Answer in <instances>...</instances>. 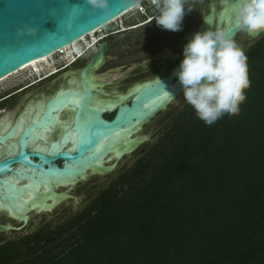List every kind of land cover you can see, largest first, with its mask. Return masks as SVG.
Returning <instances> with one entry per match:
<instances>
[{
  "label": "trees",
  "instance_id": "trees-1",
  "mask_svg": "<svg viewBox=\"0 0 264 264\" xmlns=\"http://www.w3.org/2000/svg\"><path fill=\"white\" fill-rule=\"evenodd\" d=\"M245 54L239 114L209 126L185 103L84 209L0 244V264H264V35Z\"/></svg>",
  "mask_w": 264,
  "mask_h": 264
},
{
  "label": "water",
  "instance_id": "water-1",
  "mask_svg": "<svg viewBox=\"0 0 264 264\" xmlns=\"http://www.w3.org/2000/svg\"><path fill=\"white\" fill-rule=\"evenodd\" d=\"M146 1L108 0L109 8L104 11L93 9L84 0H0V80L63 50ZM240 3L241 0H210L202 24L186 38L184 47L195 33L209 27L233 29ZM238 33L233 29V38ZM262 35L249 37L242 48ZM243 38L244 34H240L235 40L239 43ZM106 51L107 42L100 43L90 62L83 68L82 65L71 69L54 89L47 91L49 80L19 97L0 115V222H4L0 223V235L10 238L22 233L41 213L49 214L50 217L34 225L39 228L58 214L66 201L75 203L53 224L74 214L115 175L125 170L132 159L149 148L158 136L150 139L151 134L179 109L168 105L183 93L174 75L181 62L169 76L113 94L107 89L109 82L104 83L95 74L105 61ZM117 70L124 69L113 72ZM169 92L175 97L170 98ZM33 93L40 96L34 99ZM61 93L83 96L82 105L65 106L56 113L60 124L46 137L42 136L27 148H19L18 138H13L11 132L24 122L30 124L33 119H43L54 98H63ZM108 114L114 117L109 119ZM144 143L147 144L142 150L134 156L129 155ZM122 160L125 164L117 169ZM103 174L107 176L99 189L84 197L83 191ZM91 175L96 177L89 179ZM83 181L86 182L76 186ZM68 185L66 191L58 190V186L67 188Z\"/></svg>",
  "mask_w": 264,
  "mask_h": 264
},
{
  "label": "clouds",
  "instance_id": "clouds-1",
  "mask_svg": "<svg viewBox=\"0 0 264 264\" xmlns=\"http://www.w3.org/2000/svg\"><path fill=\"white\" fill-rule=\"evenodd\" d=\"M149 1L155 13L148 19H154L158 27L171 32L182 31L186 15L196 11V0ZM84 3L93 9L107 11L109 8L108 0H84ZM144 15L148 16L147 13ZM205 22L209 24L206 19ZM233 29L248 37L264 34V0H241ZM233 29L209 27L206 31L195 33L183 49L184 58L179 70L174 72L182 87L184 100L209 126L239 114L241 105L247 99L246 90L251 87L248 56L233 38ZM96 38L98 42L99 38ZM84 53L81 49L70 64H61L62 68L70 67ZM51 74L49 71L41 78H48ZM169 96L175 97L172 92Z\"/></svg>",
  "mask_w": 264,
  "mask_h": 264
},
{
  "label": "rangeland",
  "instance_id": "rangeland-1",
  "mask_svg": "<svg viewBox=\"0 0 264 264\" xmlns=\"http://www.w3.org/2000/svg\"><path fill=\"white\" fill-rule=\"evenodd\" d=\"M194 7H195V9H197L195 4H194ZM145 13H147L148 16L145 17V15H144ZM152 13L154 14L155 10L152 8L151 2L150 1H146V2H144L142 4H140L138 7L134 8L132 11H130V12L126 13L125 15H123L121 18H118L115 22H112L111 24L105 26V28H103L102 31L97 32L95 35L90 36L89 38L87 37V40L85 41L86 43H84V42L80 43L79 42L78 45H75V46L81 48L85 44L86 45L89 44V41H92L96 37L99 38L100 36H104L106 34H109L111 36L113 33H111L110 31L113 30V29L119 28L120 33H122L123 31H126V32L122 33V34H117V36H114V40L116 41V43H114V44H116V46L110 52L109 56L107 57V64L106 65H108V64H110V65H114V64L119 65V64L130 63L131 64V68H132L135 65H138L139 63H143L144 59L147 58L146 50L142 49L144 47H142L139 50L138 47H140V46L132 45V42H135V40H138L141 43H145V41H147V38H149L150 35L151 36H156L158 38L160 37L159 40L156 41L157 42L156 43V48L158 47L157 51L163 52L166 49H168L169 47H171L174 44V42L178 41L179 38L181 37V35L184 36L187 33V31L191 27L192 23L196 20L197 15H198L197 10L188 13L186 15V17H185L184 22H183V30L180 31V32H171V31L163 30V29H161L160 27H158L156 25L155 20H152V22L146 24V26H142V28L137 30V31L129 32L128 29L123 30L124 29L123 28V25H124L123 23L130 24V23H135V22H143L144 19H146V21H148V17L150 15H153ZM145 22H143V23H145ZM163 33L167 37L163 38L162 37ZM238 37L239 36H237L236 38H238ZM129 46H130V48H129ZM156 48H153L152 50H149V51H154V50H156ZM70 51L72 53L73 50H70ZM149 51H147V52H149ZM69 56L70 55H68V52H66V54L56 53L55 55H53V57H51L47 62L44 63L43 67H42L41 64H38L37 66L33 67L34 69L38 68V71H39L40 68H42V71H39V75L36 74L35 71H33L32 68H28L26 70H23V71H20L19 73L14 74L13 76L12 75L9 76L8 79H6L5 81L1 82L0 83V98L3 99L4 106H2V109L0 111V115L5 113L7 111V109L10 107V105L12 103H14L19 97L24 95L26 92L31 91V90L39 87L40 85L48 82L50 79L42 81L41 83H37V84L34 83L35 79L37 77H40L41 73L45 74L48 71L53 70L55 67L63 64L64 62H68V59L70 58ZM87 60H88V58H84V60L81 63L77 64L76 66L72 65L73 67L71 66V69H76V68L84 65ZM132 64H135V65L132 66ZM104 69L105 68L103 67L102 69L98 70L96 73H98L99 75H103V74L107 73L108 71H106L105 73H101ZM115 69H118V68H115ZM124 75H125L124 71L113 72L110 76H108L106 78V82H104V83L112 82L114 80H118L121 77H123ZM32 83H34V85ZM0 101H2V100H0ZM172 115L169 117L170 120L169 119L165 120L151 134V138L150 139L155 138L157 135L160 136L164 132H166L167 130L171 129V126L173 125V123L175 122V119H176L175 116L172 117ZM171 122H172V124L166 129V127ZM161 132H163V133L160 134ZM157 137H156V139H157ZM155 140L151 141L150 146L152 145V143ZM146 144L147 143L142 144L141 146H139V148L137 150H135L133 153H131L129 155L130 156H134L137 152L142 150V148ZM146 151H147V149L145 151H143L137 158H139L142 155H144V153ZM137 158L132 159L130 161L129 165L126 167V169L121 171V172H119L112 179H115L119 174L128 171L134 165V162L137 160ZM123 164H125V160L121 161V164L118 166L117 169H120L123 166ZM106 176H107V174H103L102 177L99 178V180H97L93 184H90V186L85 191H83L84 197H87L92 190L99 189V184L105 179ZM95 177H96V175H91L89 177V179H94ZM86 181L80 182L76 186H80V185L84 184ZM109 182H108V184H109ZM108 184L105 187H107ZM104 188H102V189H104ZM67 189H68V187L67 188H60V191L64 192ZM102 189L99 190V193H100V191ZM99 193L95 197H93L87 204H85L80 209H78L75 213H77V212L81 211L82 209H84V207L87 206L90 202H92L99 195ZM74 203H75L74 201L71 202V203H70V201H66L65 202L66 206L63 209H61L58 214H55L53 218H51L50 220H48L45 223H43L38 229H40V228L51 229L53 226L55 228V226L58 223L55 224V225L53 223L56 222L62 216L63 213H68L69 209L73 206ZM46 216L50 217V215L47 214V213H41L39 215V218L36 221L32 220L29 223V225H28V227H27V229L25 231H23L22 233H17L15 235H13L12 237H10L9 240L19 239V238H22L24 236L29 235L31 233L30 230L32 229V227L35 224H39L40 221L42 220V218H44ZM0 223H4V222H0Z\"/></svg>",
  "mask_w": 264,
  "mask_h": 264
},
{
  "label": "flooded vegetation",
  "instance_id": "flooded-vegetation-1",
  "mask_svg": "<svg viewBox=\"0 0 264 264\" xmlns=\"http://www.w3.org/2000/svg\"><path fill=\"white\" fill-rule=\"evenodd\" d=\"M209 5H210V0H196L195 6H196V8H197L196 10L198 12L196 20L192 23L191 27L189 28V30H188V32L186 33L185 36L181 35V37L179 38L178 41L174 42V44L171 47H169L168 49H166L163 52L157 51L158 47L156 48V43H157L156 41L159 40L160 37L158 38L156 36H151L150 35L149 38H147V41H145V43H141L138 40H135V42H132V45L140 46V47H138L139 50L142 47H144L142 49L146 50V55H147V58L144 59L143 63H139L138 65L132 64V66L135 65L132 68H131V64L130 63L119 64V65H116V64H114V65H110V64L106 65L107 64V57L109 56L110 52L116 46V44H114V43H116V41L114 40V36H117V34H122V33L126 32V31H123L122 33H120L119 28L111 30L110 32L113 33L111 36L109 34H106L104 36H100L98 42H97V40H95L97 43L92 40L89 44H91L93 42V44H95V45H94L93 49H91L90 51H87L89 44H87V45L85 44L83 47H81L82 50L85 53H84L83 57L79 58L72 65L76 66L77 64L81 63L84 60V58H88L86 63L82 66V68H83L87 63L90 62V60L92 59V57H93L96 49L100 45V43L107 42V51L105 53V61H104L103 65L101 66L100 69H102L104 67L105 69L101 73H105L106 71H108V73H106V75H103V76L99 75L96 72H95V74L98 75L99 80H102V81L106 82V78L109 75H111V73L114 71L115 68H121L122 70L124 69L123 71L125 73V75L123 77H121L122 79H119V81L117 80V81H114V82H109V85L107 86V89L111 93L116 94V93H119V92H125V91H128L129 89H131L132 87H134L136 85H140V84H144V83L149 82V81H153V80L157 79V77L158 78H164L166 76H169L170 74L173 73V71L176 68V66L184 58L183 57L184 41L186 40V38L192 32L196 31L200 27V25L202 24V22H203V20L205 18V13L209 9ZM201 15H202V18L199 19ZM152 20H154V19H151V20L148 19V21H146V19H144L143 22L146 21L145 23H143V22H135V23H130V24L123 23L124 24L123 25V28H124L123 30L128 29L129 32L137 31V30L141 29L142 26H146V24L152 22ZM239 34H241V32L236 34L234 39L237 36H240ZM162 37L164 38V37H167V36H165L164 33H163ZM247 39H249V37L244 35V38H243L242 42H239L240 45L245 43L247 41ZM249 46H250L249 44L245 45L244 49L246 50ZM129 48H130V46H129ZM153 48H156V50L149 51V50H152ZM147 51H149V52H147ZM74 59H75V56L73 57V59L70 62H66V63L70 64ZM71 66L67 67L66 69H63L62 66L59 65V66L55 67L53 70H51L52 74L48 78H45V79L41 78L42 76L45 75V74L42 73L40 75V77H37L35 79L36 84L37 83H41L42 81L50 79V82H49L50 83V87L47 88V91H50L51 89H54V87L56 85H58L59 83H61L64 80L65 74L70 72V71H72L71 70ZM100 69H98V70H100ZM28 93H30V92H26L24 95H27ZM31 95L34 97V99L40 96V95L38 96L37 93H33ZM179 97H180V99L183 98V93L180 94L177 98H179ZM177 98H175L174 101L168 105V106H171L174 109L179 107V109H177L174 112L172 117L173 116L177 117L179 112H180V110H181V108L186 103V102H184V98L181 99V100L180 99L177 100ZM0 100H2V101H0V103H2L4 105L3 99L0 98ZM1 109H2V107H0V111H1ZM106 117L109 118V119H112L114 117V115L110 116V114H108V115H106ZM169 120H170V118H169ZM33 228H34V230H32L31 233L35 232L38 229V228H35V226H33ZM9 239H10L9 237L4 236V235L1 234L0 235V244L8 241Z\"/></svg>",
  "mask_w": 264,
  "mask_h": 264
},
{
  "label": "snow or ice",
  "instance_id": "snow-or-ice-1",
  "mask_svg": "<svg viewBox=\"0 0 264 264\" xmlns=\"http://www.w3.org/2000/svg\"><path fill=\"white\" fill-rule=\"evenodd\" d=\"M63 98H54L53 102L47 107L43 119H33L30 124L27 122L11 132L13 138H18L19 148H27L30 143H35L42 136L46 137L47 133L56 125L60 124L59 117L56 113L61 112L67 105H75L80 107L84 100L83 96L72 95L68 96L67 93H61ZM55 147V145H53ZM39 151V149H37ZM24 156L23 152L18 153ZM27 159V157H24Z\"/></svg>",
  "mask_w": 264,
  "mask_h": 264
},
{
  "label": "bare ground",
  "instance_id": "bare-ground-1",
  "mask_svg": "<svg viewBox=\"0 0 264 264\" xmlns=\"http://www.w3.org/2000/svg\"><path fill=\"white\" fill-rule=\"evenodd\" d=\"M147 1H149V0H147ZM138 6H139V5H138ZM138 6H137V7H138ZM135 8H136V7H135ZM133 9H134V8H133ZM133 9H131L130 11H132ZM130 11H129V12H130ZM127 13H128V12H127ZM124 15H125V14H124ZM121 17H122V16H121ZM121 17H120V18H121ZM116 20H117V19H116ZM116 20H114L113 22H115ZM103 28H105V26H104ZM103 28L96 30L95 32L91 33L90 35L81 38V39L78 40L77 42H74L72 45H70V46H68V47L64 48L63 50H60V51H58V52H56V53H64V54H66V52H68V55H70V56H69L70 58L68 59V62H70V61L73 59V57H74L77 53H81L80 47H76L75 45H78L79 42H80V43H82V42L86 43L85 41L87 40V37L89 38L90 36L95 35L97 32L102 31ZM95 40H97V38H94V39H93V41H95ZM95 42H96V41H95ZM95 42H94V43H95ZM89 43H90V42H89ZM94 45H95V44H93V42H92L91 44H89V46H88V50H87V51H90L91 49H93ZM74 48H75V49H74ZM70 50H73L72 53H71ZM56 53H55V54H56ZM55 54H52V55H50V56H47V57H45V58H42V59L37 60V61H35V62H32L31 64H28L27 66H25V67H24L23 69H21L20 71L26 70V69H28V68H32L33 71H35V73L39 75V71H42V68H40L39 71H38V68H35V69H34L33 67H34V66H37L38 64H41L42 67H43L44 63L47 62V61H48L51 57H53V55H55ZM66 61H67V60H66ZM20 71H17L16 73H19ZM16 73H14V74H16ZM14 74H12V76H13ZM41 74H42V73H41ZM10 76H11V75H10ZM8 78H9V76L6 77V78H4V79H1V80H0V83L3 82V81H5V80L8 79ZM96 83H97V82H96ZM110 154H111V153H109V155L107 156V158L110 156ZM65 187H66V186H65ZM67 187H69V185H68ZM60 188H64V186H58V190H60ZM26 216H27V213H26Z\"/></svg>",
  "mask_w": 264,
  "mask_h": 264
}]
</instances>
